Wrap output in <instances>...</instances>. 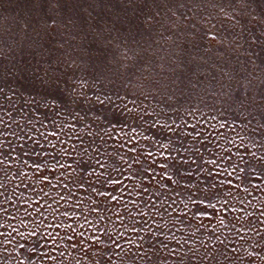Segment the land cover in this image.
Masks as SVG:
<instances>
[{
  "label": "rangeland",
  "instance_id": "374dc122",
  "mask_svg": "<svg viewBox=\"0 0 264 264\" xmlns=\"http://www.w3.org/2000/svg\"><path fill=\"white\" fill-rule=\"evenodd\" d=\"M0 87V264H264V0H0ZM130 138L157 180L177 148L217 160L218 214L193 219L186 194L126 166L101 188L80 152L94 141L112 164ZM52 145L64 167L44 181L33 161ZM237 152L251 174L227 177Z\"/></svg>",
  "mask_w": 264,
  "mask_h": 264
},
{
  "label": "snow or ice",
  "instance_id": "6c2138e0",
  "mask_svg": "<svg viewBox=\"0 0 264 264\" xmlns=\"http://www.w3.org/2000/svg\"><path fill=\"white\" fill-rule=\"evenodd\" d=\"M211 39H215V36H212ZM4 93V89L0 87V95ZM97 100L101 104L104 103V100L97 97ZM28 103V102H26ZM32 103H37V101L33 100ZM2 107V105H0ZM129 113H132V109L128 110ZM59 114V111H57ZM5 123L3 116H0V125ZM152 127L158 129H164L165 127L169 132L177 133V128H173L172 125L161 124L159 120L153 121ZM192 127L193 131H195V126ZM2 131H0V135H2ZM45 137L49 135H55V133H42ZM192 132H188L183 137L187 139L188 136H191ZM200 133H197V137H199ZM103 139V137H101ZM147 139V137H145ZM195 139V138H194ZM50 143V141H48ZM63 144L64 141H58ZM2 143V142H0ZM81 143H83V138L81 139ZM103 143L107 144V140H103ZM206 143V142H205ZM94 141L89 142L88 147H85L82 152H80V159L84 163L87 164L89 168H93V174L96 177V182L100 183V187L104 188L105 185L111 184L116 187L122 186V181L117 177H113V172H119L121 176L124 175L122 168L126 166L127 170L131 171L133 176H140L141 179L144 178L145 175L151 173L149 179L157 180V174L155 169L152 166V163L147 160V157H152L153 161H155V154L151 151L144 152L142 149H138L135 144L132 143L131 138L124 141L120 144L112 145V152L108 154V160L112 161V164H108L107 161H102L100 156L103 153H100L99 148H92L91 154H89V148L92 147ZM37 147L29 148L26 154L37 153ZM77 145H73V148H77ZM161 147H165V145H161ZM183 147V145H181ZM23 150V149H22ZM51 152H47L44 148H39V153L37 154V158L33 161V167L40 172L44 181L49 180V176L45 175L44 172L51 171L49 169V165H52L54 169L56 166L63 168L64 165L61 163L62 154L60 150H56V146L52 145ZM63 152H67L68 149L64 148ZM178 153L177 156H168L165 158V163L158 164L157 167L162 169V174L159 175V179L157 183L159 184L161 189H167V193L161 192V195H167L168 193H175L177 196L184 197L185 194L187 196V202L184 204V208L188 209L189 204H194L197 206V211L192 214L193 219H199L201 217H208L211 219L215 215L218 214L219 209L216 208V204L212 203L214 199H217L221 195V187L227 188L232 185L231 179H216L220 177L222 173L226 171L225 168H220L217 160H207L203 156L199 155L200 149H196L192 151L188 149L189 155L184 156L180 153L179 148L175 149ZM47 152V154H45ZM4 156H7V153H2ZM163 155V153H161ZM239 156V161L236 164H233L232 171L227 172V177H232L233 173L236 172L239 164L244 163L246 167H240L239 172H244L247 175L251 173L247 172V167L250 162L245 160L243 155H240L239 152L236 153ZM141 156H144L145 159L142 161ZM255 159V153L252 154ZM50 157V159H49ZM223 159V157H221ZM259 160L264 163V157H260ZM0 163H3L0 160ZM207 164L216 165L219 169L218 171H213L210 168H207ZM99 168L100 171L96 172L95 168ZM43 169V172L40 170ZM172 171L169 172L168 170ZM54 174V172H53ZM126 179H131L132 177H125ZM237 178H239L237 176ZM81 179V183H83V178ZM174 184L175 188H170L169 185ZM116 187L112 189V191L116 190ZM92 191L98 192L99 195H104V192H100L98 189L92 185ZM107 191V190H105ZM144 192H147L148 189L144 188ZM229 195L231 193L229 192ZM112 201H116L119 199L116 195L110 196ZM170 199H173V203H175V199L172 196H169ZM202 206V207H201ZM211 209V215H209L208 210ZM183 216H187V212L182 213ZM221 223H223V219H221ZM147 224V221H145ZM2 227V225H0ZM145 231L152 234V241L149 242V247H154L155 243L161 244L163 247L167 248V245L162 241L158 240V233L152 232V230L146 229ZM4 235V233L0 232V236ZM35 235V233H32ZM98 240V238H96ZM144 240V237H141V241ZM39 243V241H37ZM115 243V241H113ZM119 244H116V247H119Z\"/></svg>",
  "mask_w": 264,
  "mask_h": 264
}]
</instances>
